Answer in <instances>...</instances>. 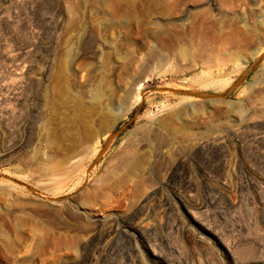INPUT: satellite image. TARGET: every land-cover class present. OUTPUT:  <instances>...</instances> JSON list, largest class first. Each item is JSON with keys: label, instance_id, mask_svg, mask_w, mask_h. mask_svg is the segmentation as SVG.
I'll use <instances>...</instances> for the list:
<instances>
[{"label": "rangeland", "instance_id": "374dc122", "mask_svg": "<svg viewBox=\"0 0 264 264\" xmlns=\"http://www.w3.org/2000/svg\"><path fill=\"white\" fill-rule=\"evenodd\" d=\"M0 264H264V0H0Z\"/></svg>", "mask_w": 264, "mask_h": 264}, {"label": "bare ground", "instance_id": "6f19581e", "mask_svg": "<svg viewBox=\"0 0 264 264\" xmlns=\"http://www.w3.org/2000/svg\"><path fill=\"white\" fill-rule=\"evenodd\" d=\"M259 54V53H258ZM141 86V85H140ZM137 89V88H136ZM136 99V98H135ZM137 100V99H136Z\"/></svg>", "mask_w": 264, "mask_h": 264}]
</instances>
